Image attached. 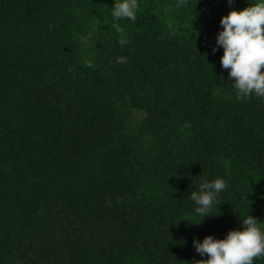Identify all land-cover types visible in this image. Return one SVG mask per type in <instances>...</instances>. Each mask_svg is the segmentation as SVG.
<instances>
[{
    "label": "trees",
    "instance_id": "1",
    "mask_svg": "<svg viewBox=\"0 0 264 264\" xmlns=\"http://www.w3.org/2000/svg\"><path fill=\"white\" fill-rule=\"evenodd\" d=\"M113 2L0 0V264H192L194 239L264 226V98L212 51L259 0Z\"/></svg>",
    "mask_w": 264,
    "mask_h": 264
},
{
    "label": "clouds",
    "instance_id": "2",
    "mask_svg": "<svg viewBox=\"0 0 264 264\" xmlns=\"http://www.w3.org/2000/svg\"><path fill=\"white\" fill-rule=\"evenodd\" d=\"M232 3L233 0H228L230 6ZM139 7L138 0H114L112 18L135 22ZM220 28L212 51L215 53L222 48L221 67L228 70L237 98H264V0L249 3L241 10L231 9L221 18ZM121 43L127 41L122 39ZM118 62L125 61L118 58ZM226 187L223 178L200 183L198 191L192 192L190 197L196 206L195 214L203 219L212 216L209 213ZM193 246L200 257L207 259L192 264H254L255 259L264 257V226L248 214L241 218V228L229 230L224 238L208 235L202 242L194 239Z\"/></svg>",
    "mask_w": 264,
    "mask_h": 264
}]
</instances>
